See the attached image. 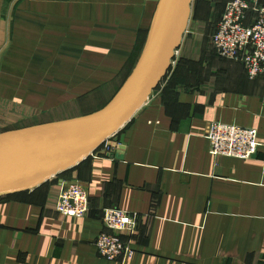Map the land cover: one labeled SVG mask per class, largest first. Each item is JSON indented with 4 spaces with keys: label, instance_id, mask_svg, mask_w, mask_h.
Segmentation results:
<instances>
[{
    "label": "crops",
    "instance_id": "obj_1",
    "mask_svg": "<svg viewBox=\"0 0 264 264\" xmlns=\"http://www.w3.org/2000/svg\"><path fill=\"white\" fill-rule=\"evenodd\" d=\"M229 1L191 0L169 72L109 156L0 199V264H264V76L251 81L214 53ZM158 2L0 0V103L31 113L69 105L73 115L48 123L100 111L134 72ZM96 94L98 105L73 108ZM211 122L255 129L262 147L248 160L214 158ZM63 180L87 190L86 217L56 212ZM107 208L137 215L122 236L134 252L126 262L97 254Z\"/></svg>",
    "mask_w": 264,
    "mask_h": 264
},
{
    "label": "water",
    "instance_id": "obj_2",
    "mask_svg": "<svg viewBox=\"0 0 264 264\" xmlns=\"http://www.w3.org/2000/svg\"><path fill=\"white\" fill-rule=\"evenodd\" d=\"M190 7L191 0H159L134 72L103 109L0 135V199L38 188L74 168L131 121L169 72Z\"/></svg>",
    "mask_w": 264,
    "mask_h": 264
},
{
    "label": "built area",
    "instance_id": "obj_3",
    "mask_svg": "<svg viewBox=\"0 0 264 264\" xmlns=\"http://www.w3.org/2000/svg\"><path fill=\"white\" fill-rule=\"evenodd\" d=\"M211 43L218 58L241 64L249 80L264 76V7L260 0L227 2ZM112 138L92 155L109 156ZM205 138L209 144L208 153L214 158L248 160L262 147L255 129L220 122L208 124ZM61 184L56 212L62 217H86L89 197L85 187L76 181L63 180ZM101 220L104 230L95 241L98 256L111 262L128 261L134 252L122 236L130 237L134 233L137 215L107 208L102 211Z\"/></svg>",
    "mask_w": 264,
    "mask_h": 264
},
{
    "label": "rangeland",
    "instance_id": "obj_4",
    "mask_svg": "<svg viewBox=\"0 0 264 264\" xmlns=\"http://www.w3.org/2000/svg\"><path fill=\"white\" fill-rule=\"evenodd\" d=\"M195 70L197 71L198 69ZM101 96V94H96L81 100L75 99L73 101V108L91 109L98 105ZM67 106L69 105L60 106L54 112L31 113L23 111L21 108L0 103V135L15 130L47 124L57 118L73 115V113L67 111Z\"/></svg>",
    "mask_w": 264,
    "mask_h": 264
}]
</instances>
